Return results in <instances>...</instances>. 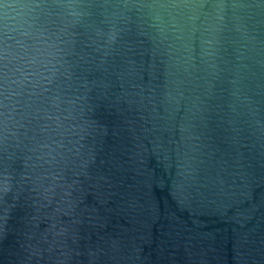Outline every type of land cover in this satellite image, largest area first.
Wrapping results in <instances>:
<instances>
[{"label": "water", "instance_id": "95a60500", "mask_svg": "<svg viewBox=\"0 0 264 264\" xmlns=\"http://www.w3.org/2000/svg\"><path fill=\"white\" fill-rule=\"evenodd\" d=\"M0 264H264V0H0Z\"/></svg>", "mask_w": 264, "mask_h": 264}]
</instances>
